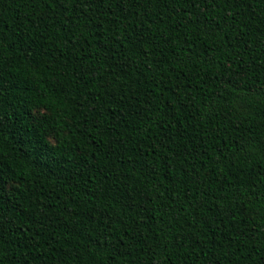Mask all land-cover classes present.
<instances>
[{
    "label": "trees",
    "instance_id": "1",
    "mask_svg": "<svg viewBox=\"0 0 264 264\" xmlns=\"http://www.w3.org/2000/svg\"><path fill=\"white\" fill-rule=\"evenodd\" d=\"M0 264H264V0H0Z\"/></svg>",
    "mask_w": 264,
    "mask_h": 264
},
{
    "label": "snow or ice",
    "instance_id": "2",
    "mask_svg": "<svg viewBox=\"0 0 264 264\" xmlns=\"http://www.w3.org/2000/svg\"><path fill=\"white\" fill-rule=\"evenodd\" d=\"M37 116H38V114H37ZM37 117L36 116H34V119H36Z\"/></svg>",
    "mask_w": 264,
    "mask_h": 264
}]
</instances>
